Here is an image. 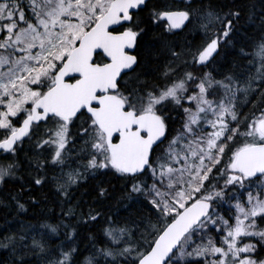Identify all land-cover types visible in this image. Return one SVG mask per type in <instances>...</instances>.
Masks as SVG:
<instances>
[{"label":"snow or ice","instance_id":"6c2138e0","mask_svg":"<svg viewBox=\"0 0 264 264\" xmlns=\"http://www.w3.org/2000/svg\"><path fill=\"white\" fill-rule=\"evenodd\" d=\"M147 8V0H0V185L24 180L18 156L27 138L35 155L25 156L27 180L10 197L18 216L27 211L21 200L28 183L51 182L70 198L72 185L109 172L126 183L122 199L143 197L154 210L155 222L107 219L111 246L99 250L106 264H264L258 251H264V229L257 224L264 223V109L258 116L239 111L241 97L247 103L259 93L264 104V35L253 53L240 47L242 59L252 57L246 71L216 79L214 68L198 72L197 66H213L222 47L234 46L242 10L153 4L142 17ZM194 22L204 36L195 51L167 41ZM152 24L162 26L169 57L164 88L141 79L149 69L139 48ZM175 110L183 120L168 140ZM50 169L59 175L49 176ZM109 195L97 185L98 199ZM224 205L234 210L228 219L220 212ZM101 215L89 208L80 219ZM58 227L21 221L0 238V248L12 264H29V254L45 264H99L95 255L79 260L78 249L63 243L50 258L46 234L32 233L55 234ZM211 228L225 233L221 246L205 239ZM74 235L75 228L66 239Z\"/></svg>","mask_w":264,"mask_h":264},{"label":"trees","instance_id":"16d2710c","mask_svg":"<svg viewBox=\"0 0 264 264\" xmlns=\"http://www.w3.org/2000/svg\"><path fill=\"white\" fill-rule=\"evenodd\" d=\"M147 2L149 8L145 9V12L140 13L142 17H146L147 11L153 4H159L161 9L184 7L191 4L194 8H213L225 12L229 9L242 10L239 21V32L233 42L234 46L222 47L213 66L203 69L197 66L196 71L198 72L213 71L214 68L213 74L216 79L222 78V74L224 73L234 72L239 74L246 71V66L252 57L249 56L248 59H242L239 55V49L246 46L245 51L253 53L255 51L254 42L258 41L261 35H264V29L261 28V17L264 16V0H148ZM161 31L162 26L149 25L139 48L140 58L145 67L149 69L148 75L142 76L141 79L146 80L149 87L157 86L164 88L170 83L162 75L164 65L167 63L169 57L166 51L162 50ZM178 32V35L168 34L166 36L167 41L191 48L192 51H195L203 43V32L195 22L183 30H178ZM186 59L190 60L191 57H186ZM187 70L191 71L193 69L189 68ZM258 97L259 93L252 95L249 97V102L247 103L241 97L243 106L239 111L243 115L248 116H251L255 112L258 116L260 109H264V104L259 103ZM253 105H257V107L254 109ZM170 108L171 105L168 106V109ZM169 114L172 120L170 121L168 140H171L181 128L183 114L179 110L170 111ZM168 140L164 141V144L161 145L162 148L167 147ZM22 147L24 150L20 152L18 159L21 161V166L25 171L18 173V175L24 176V180L15 179L6 185H0V238L21 228V221H23L24 225L31 224L38 226L44 223L59 225L55 234L49 232L48 229H40L39 232L32 233L37 238H40L41 234H46L44 235V239L48 242V247L52 251L50 258H55L59 246L63 243L68 246H75L78 249L82 254L79 260L95 255L99 264H106V258L99 253V250L111 246L109 238L104 234V229L108 226L106 221L109 217L119 225H123L126 222L131 224L132 221H144L147 223L149 218L155 222L156 216L153 214L154 210L143 197L132 201L122 199L126 190V183L118 175H113L111 172L107 175H97L95 178L82 180L78 184L72 185L70 188V198H65L58 193L55 185L51 182L44 186H34L28 183L22 193L23 198L21 200L22 203H25L27 211L20 213L18 216L10 197L20 193L21 184L27 180L29 169L25 156L33 157L35 155L27 138L24 140ZM4 156L5 154L1 152L0 161L4 159ZM71 167H76V165L72 164ZM59 172L60 169H55L54 171L50 169L49 176L59 175ZM144 179L149 184L152 182L150 177H145ZM97 185L108 188L110 195L106 198L98 199ZM29 188L31 189L30 191L27 190ZM69 208L74 209L75 215H65ZM89 208L101 212L102 215L94 222L83 223L80 219V213H87ZM221 213L226 218L231 216V212L227 211V209H223ZM65 224L71 227L65 228L63 226ZM257 224L260 229H264V223H261L259 219H257ZM73 228H75V235L71 240L66 239V233H71ZM220 235L221 232L216 228H211L206 233L205 239L211 237L214 242L220 243ZM139 238V233H136L134 239ZM199 241V239H196V243ZM244 241L255 243L256 238L245 239ZM258 251L260 256L264 258V251H260L259 248ZM26 259L29 264H45L44 259L32 256L31 254ZM107 259L110 260L111 258ZM199 259L203 260V258ZM0 264H12L11 254L3 248H0Z\"/></svg>","mask_w":264,"mask_h":264},{"label":"rangeland","instance_id":"374dc122","mask_svg":"<svg viewBox=\"0 0 264 264\" xmlns=\"http://www.w3.org/2000/svg\"><path fill=\"white\" fill-rule=\"evenodd\" d=\"M191 60V59H190ZM189 60V61H190ZM221 79V78H220ZM166 81V80H165ZM186 106H189V105H186ZM69 169H65L64 171H68ZM233 212H234V210H233ZM233 212H231V215H233ZM225 219H228V218H226V217H224ZM224 235H225V233H223V232H221V235H220V238H221V241H222V239H223V237H224ZM208 238V237H207ZM245 240V239H244ZM243 240V243H249L248 241H244ZM221 241H220V243H216L217 244V246H221ZM201 241H199L198 243H200ZM197 243V244H198ZM193 247H195V244L193 245ZM208 259L209 260H211V259H213V257H208Z\"/></svg>","mask_w":264,"mask_h":264},{"label":"water","instance_id":"95a60500","mask_svg":"<svg viewBox=\"0 0 264 264\" xmlns=\"http://www.w3.org/2000/svg\"><path fill=\"white\" fill-rule=\"evenodd\" d=\"M148 1V0H147ZM132 54V53H131ZM71 75H76V74H71ZM67 79V78H66ZM71 82V81H70Z\"/></svg>","mask_w":264,"mask_h":264}]
</instances>
